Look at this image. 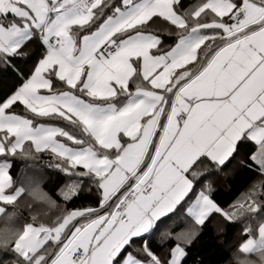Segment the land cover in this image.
<instances>
[{
  "label": "snow or ice",
  "instance_id": "6c2138e0",
  "mask_svg": "<svg viewBox=\"0 0 264 264\" xmlns=\"http://www.w3.org/2000/svg\"><path fill=\"white\" fill-rule=\"evenodd\" d=\"M0 224V264H264V0H0Z\"/></svg>",
  "mask_w": 264,
  "mask_h": 264
},
{
  "label": "trees",
  "instance_id": "16d2710c",
  "mask_svg": "<svg viewBox=\"0 0 264 264\" xmlns=\"http://www.w3.org/2000/svg\"><path fill=\"white\" fill-rule=\"evenodd\" d=\"M189 2H192V0H189ZM59 179H60V182H62V178H59ZM54 183H56L55 179L53 180L51 184H49V187H52ZM222 195L225 196L226 198L228 195H231V193H228L226 189H222ZM0 226H2V224H0ZM225 251H227V249Z\"/></svg>",
  "mask_w": 264,
  "mask_h": 264
}]
</instances>
